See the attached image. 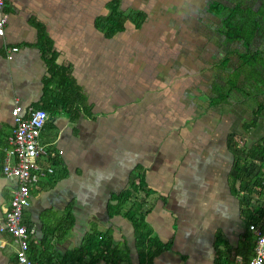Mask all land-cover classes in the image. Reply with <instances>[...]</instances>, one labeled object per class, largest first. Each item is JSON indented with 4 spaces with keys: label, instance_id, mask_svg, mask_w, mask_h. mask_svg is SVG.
<instances>
[{
    "label": "crops",
    "instance_id": "0c3cea01",
    "mask_svg": "<svg viewBox=\"0 0 264 264\" xmlns=\"http://www.w3.org/2000/svg\"><path fill=\"white\" fill-rule=\"evenodd\" d=\"M110 1L5 0L0 219L18 185L3 173L11 113L41 108L49 120L40 142L55 155L40 160L54 173L38 176L23 217L36 264H63L66 254L76 263L72 254L93 233L111 235L121 264L252 257L244 202L264 216V159L252 157L264 141V109L242 93L213 103L243 43L227 42L215 0H119L143 18L111 36L97 24ZM17 249L0 231V264H18Z\"/></svg>",
    "mask_w": 264,
    "mask_h": 264
},
{
    "label": "trees",
    "instance_id": "16d2710c",
    "mask_svg": "<svg viewBox=\"0 0 264 264\" xmlns=\"http://www.w3.org/2000/svg\"><path fill=\"white\" fill-rule=\"evenodd\" d=\"M245 4L238 2L234 9L226 8L220 4L216 5L220 10L224 11L222 24L224 25V35L227 42H242L245 52H242L243 54L239 53L238 66L234 69L235 71L233 73L229 72L231 69L226 73L228 69L227 64L231 58L222 65V69L226 74L224 77H220V83H217L213 87V91L216 94V97L213 98V103L225 102L233 93L243 94L245 98L251 99L256 104L257 113H260L264 109V104L260 97L262 93L264 94V50L252 51L250 48L254 36L259 32L257 26L259 15L253 13ZM108 9L109 15L100 18L97 24L102 30L108 34L110 33L111 36L123 32L125 24L129 20L134 24L141 25L139 18L141 19L143 17L135 13L131 14L121 11L119 0H111L108 4ZM253 151V158L259 155L264 159V141L262 142V146L255 147ZM241 169L239 165L238 178L244 176ZM141 182H143V178ZM251 188L252 186L248 187L249 192L253 191ZM124 196L122 203L127 201L130 192H126ZM244 207L246 211H250L251 213V216L248 218L247 230L249 232L248 237L253 240V246L255 248L256 236L249 227L253 223H263L264 216L257 218L256 214L258 212L252 210L253 208L248 204V200L244 202ZM259 212L263 213L262 209ZM138 237L143 239L144 235H138ZM140 243L138 242V245ZM120 253L111 235L93 233L87 235L85 243L72 254L76 263L75 261L71 262L70 254H66L63 264H121L126 258L121 256Z\"/></svg>",
    "mask_w": 264,
    "mask_h": 264
},
{
    "label": "built area",
    "instance_id": "2783aa9c",
    "mask_svg": "<svg viewBox=\"0 0 264 264\" xmlns=\"http://www.w3.org/2000/svg\"><path fill=\"white\" fill-rule=\"evenodd\" d=\"M5 0H0V36L4 37L9 21V13L5 7ZM19 48L9 50V59L12 53ZM12 118L14 129L7 138L8 147L3 148L5 153L3 173L17 180V188L13 193L10 209L0 219V231L9 235L17 244V258L19 264H34L29 256V228L24 223L25 209L29 206L32 197L34 182L39 177H46L54 173L52 167L40 163L41 159L48 160L55 154L40 142L41 133L46 127L49 115L44 109H29L24 117L18 107L13 109ZM0 149L2 145L0 142ZM264 221V220H263ZM250 230L256 236V245L253 256L248 260H239L236 264H264V222L250 224Z\"/></svg>",
    "mask_w": 264,
    "mask_h": 264
},
{
    "label": "flooded vegetation",
    "instance_id": "af4514ba",
    "mask_svg": "<svg viewBox=\"0 0 264 264\" xmlns=\"http://www.w3.org/2000/svg\"><path fill=\"white\" fill-rule=\"evenodd\" d=\"M210 1L213 2L212 0H209V2ZM215 1H217L223 6L225 5L229 9H234L238 2L246 3L245 4L246 7L251 9L253 13L258 14L259 16H258L257 26H258L259 32H257L256 35L254 36L250 48L252 50V45L254 43L255 45L259 47V49L261 48L262 50H264V0H236V2L235 0H215ZM236 42H239V41H236Z\"/></svg>",
    "mask_w": 264,
    "mask_h": 264
},
{
    "label": "rangeland",
    "instance_id": "374dc122",
    "mask_svg": "<svg viewBox=\"0 0 264 264\" xmlns=\"http://www.w3.org/2000/svg\"><path fill=\"white\" fill-rule=\"evenodd\" d=\"M193 18H194V20L190 21V23L192 24V27H193V25H196L195 20H197V19H196V16H194V17L192 16V19H193ZM67 236H68V235H67Z\"/></svg>",
    "mask_w": 264,
    "mask_h": 264
},
{
    "label": "clouds",
    "instance_id": "9594fccd",
    "mask_svg": "<svg viewBox=\"0 0 264 264\" xmlns=\"http://www.w3.org/2000/svg\"><path fill=\"white\" fill-rule=\"evenodd\" d=\"M38 109H41V108H38ZM50 150V149H49ZM51 151V150H50ZM52 158V157H51ZM49 161V160H48ZM9 236V235H8ZM16 252H17V250H16ZM28 256H29V252H28ZM16 257H17V253H16ZM30 258V257H29ZM31 260V259H30ZM32 261V260H31ZM34 264H36L34 261H32ZM17 263L19 264V262H18V258H17Z\"/></svg>",
    "mask_w": 264,
    "mask_h": 264
}]
</instances>
